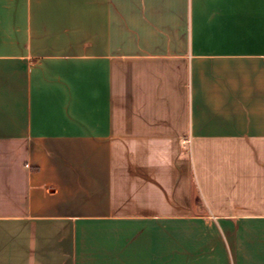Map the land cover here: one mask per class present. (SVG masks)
<instances>
[{"label":"crops","instance_id":"0c3cea01","mask_svg":"<svg viewBox=\"0 0 264 264\" xmlns=\"http://www.w3.org/2000/svg\"><path fill=\"white\" fill-rule=\"evenodd\" d=\"M0 264H264V0H0Z\"/></svg>","mask_w":264,"mask_h":264}]
</instances>
